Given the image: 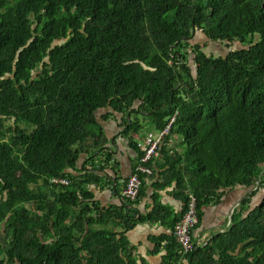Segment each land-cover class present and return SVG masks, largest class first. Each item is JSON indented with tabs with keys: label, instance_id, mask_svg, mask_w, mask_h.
Here are the masks:
<instances>
[{
	"label": "trees",
	"instance_id": "1",
	"mask_svg": "<svg viewBox=\"0 0 264 264\" xmlns=\"http://www.w3.org/2000/svg\"><path fill=\"white\" fill-rule=\"evenodd\" d=\"M196 31L241 48L208 54L190 45ZM106 108L124 114L128 136L140 115L159 131L177 113L179 151L167 141L161 155L184 209L170 224L162 206L120 219L126 228L168 224L166 264H264V0H0V264H137L95 229L118 220L90 215L84 186L98 178L68 172L102 148ZM237 188L255 191L231 226L183 255L173 228L188 193L200 222Z\"/></svg>",
	"mask_w": 264,
	"mask_h": 264
},
{
	"label": "crops",
	"instance_id": "2",
	"mask_svg": "<svg viewBox=\"0 0 264 264\" xmlns=\"http://www.w3.org/2000/svg\"><path fill=\"white\" fill-rule=\"evenodd\" d=\"M98 120L103 134L102 148L96 152L91 150V153H83L76 168L68 171L78 180H84L89 175L98 178V183L84 186L90 193L85 202L94 207L90 215L101 219L110 211L111 216L117 212L118 220L125 217L139 219L149 216L156 208L162 206L167 210V223L170 224V221L183 211L185 203L175 184L169 186L165 181L167 174L165 156L161 155L152 163L155 174L146 179L143 192L137 201L132 202L123 196L127 182L143 154L139 143H144L150 132H158L152 119L148 115L147 117L143 115L142 128L130 136L125 133L127 125L124 114L111 108L100 109ZM180 142V137L172 136L167 143L168 150L179 151ZM252 192L254 191L247 192L237 188L220 202L204 207L201 221L193 230V240L196 244L208 243L214 235L225 232L232 220V212H235L246 194ZM110 218L109 222L103 221L95 229L109 230L117 235L118 240L128 243L137 264H166L169 241L165 238L172 234L168 224L162 221H148L137 223V226L128 229L125 220Z\"/></svg>",
	"mask_w": 264,
	"mask_h": 264
},
{
	"label": "built area",
	"instance_id": "3",
	"mask_svg": "<svg viewBox=\"0 0 264 264\" xmlns=\"http://www.w3.org/2000/svg\"><path fill=\"white\" fill-rule=\"evenodd\" d=\"M177 119V113L168 119V124L158 132H150L144 143H139L143 154L135 168L134 173L129 178L126 188L123 192L125 199L137 201L141 195L144 182L147 178L155 174L152 163L161 156L165 143L171 139L172 128ZM52 184L57 186H70L71 181L68 178H53ZM188 203L182 218L175 224L173 235L183 255L196 251L199 247L206 246L207 243L200 245L193 240V230L198 225V212L196 199L193 194L188 193ZM229 223L228 228L231 226Z\"/></svg>",
	"mask_w": 264,
	"mask_h": 264
},
{
	"label": "rangeland",
	"instance_id": "4",
	"mask_svg": "<svg viewBox=\"0 0 264 264\" xmlns=\"http://www.w3.org/2000/svg\"><path fill=\"white\" fill-rule=\"evenodd\" d=\"M196 44H200V46L202 47L204 52H206L208 54H213V55L218 56V57L227 55L233 49L235 50V49H240L241 48V45L239 43H234L233 45H231V47H229L227 44H224V43L209 42L208 39L201 33V31H196V33H194V36H193V38L190 41V45L193 46V45H196ZM187 48H188L187 49L188 51L189 50L191 51V49L189 47H187ZM192 62H193V58L190 57L191 66L193 64ZM140 118L144 122L143 115H140ZM9 124L10 123H7L8 126H9ZM19 125H20V127L27 128L30 131L33 129L32 127H28L27 123L26 124L25 123H20ZM96 148H95L94 152H96ZM260 194H264V191L260 192ZM259 196L260 195L258 194L255 197V199L259 198ZM98 230H101V229H98Z\"/></svg>",
	"mask_w": 264,
	"mask_h": 264
},
{
	"label": "water",
	"instance_id": "5",
	"mask_svg": "<svg viewBox=\"0 0 264 264\" xmlns=\"http://www.w3.org/2000/svg\"><path fill=\"white\" fill-rule=\"evenodd\" d=\"M258 186H259V182H258L257 187L255 188V190L258 188ZM255 190H254V191H255ZM233 212H234V211H233ZM233 212H232V216H233Z\"/></svg>",
	"mask_w": 264,
	"mask_h": 264
}]
</instances>
